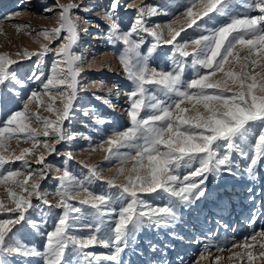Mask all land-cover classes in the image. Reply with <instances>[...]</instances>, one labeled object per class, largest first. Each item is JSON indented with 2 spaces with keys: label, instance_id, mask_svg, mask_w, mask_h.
Returning a JSON list of instances; mask_svg holds the SVG:
<instances>
[{
  "label": "snow or ice",
  "instance_id": "snow-or-ice-1",
  "mask_svg": "<svg viewBox=\"0 0 264 264\" xmlns=\"http://www.w3.org/2000/svg\"><path fill=\"white\" fill-rule=\"evenodd\" d=\"M120 4L121 0H111L102 16L108 24V42L122 45L117 59L132 85V90L125 93L130 126L103 142L109 153L105 159L122 165L117 176L107 181L108 188L115 191L99 194L91 191L93 179H101L94 166L85 165L88 167L85 180L77 179L65 168L57 178L59 187L55 195L60 199L53 206L38 182L29 184L33 175L41 180L46 178L51 166L45 163V156L36 157V163L42 167L33 169L25 159L34 155L32 149L24 148L18 155L8 152L9 143L16 140L31 142L33 147L43 143L48 153L53 154L55 145L75 138L65 126L75 110L83 63V56L77 51L82 17L73 10L92 9L85 0L57 3V26L38 33L48 43H41L39 52L24 51L27 59L37 57L36 70L29 79L39 82L43 92L31 91L20 110L0 119V185L11 184L21 190L16 193L6 188L15 207L9 208L0 201V213H15L0 218V264H8L11 256L23 261L38 259L42 264H124L123 254L139 233L146 228L173 227L180 219V209H187L205 197L209 176L255 180L257 169L264 167V0H188L184 13L190 20L187 26L201 31L191 41L192 52L186 50L188 41H177L180 31L171 25L167 26L169 40L163 38V30L147 27L146 17L159 14L157 7L151 5L137 8L131 26L124 30L117 16ZM124 7L127 10L135 5ZM198 20L204 23H197ZM211 21L216 23L206 27ZM17 27L19 30L30 26ZM143 34L152 38L146 54L142 49L149 42ZM55 40H60V44L49 47ZM165 44L172 46L169 57L172 67L152 66L153 54ZM241 52L245 54L241 56ZM49 53L54 58L46 75L43 59ZM18 63L7 53H0V89L14 95H19L17 88L25 87L12 67ZM189 63L194 73L191 77L186 76ZM218 73H223V78L210 79ZM42 97L50 101L45 110L55 115L54 120L30 110L34 101L38 106L44 103ZM57 100L60 107L56 106ZM96 121L101 125L107 122L102 117H96ZM34 122L42 128H33ZM41 135L52 139L41 142ZM100 147L103 149V144ZM66 156L68 160L73 158L71 152ZM237 158L245 162L243 166ZM15 161L22 162L19 168L6 167ZM129 162H133L130 169L123 167ZM126 171L125 182L117 183ZM21 176L23 179H19ZM81 193L86 196L73 203ZM151 194L166 203L154 205L143 198ZM32 197L40 203L33 204ZM53 208L61 211L52 229L43 230L47 225L43 217L51 215ZM32 213H38L41 221L33 220ZM23 224L44 239L42 250L15 239L13 228ZM254 224V219L249 222L250 227ZM258 237L264 240V230L245 240L256 241ZM97 247L107 251L91 250ZM150 247L157 251L155 244ZM232 247L250 249L255 245L234 243ZM259 247L264 249V243ZM217 250L223 252L225 248L217 246ZM247 257L248 264L258 259L251 251ZM259 257H264V251H260ZM201 259H205L203 254Z\"/></svg>",
  "mask_w": 264,
  "mask_h": 264
},
{
  "label": "rangeland",
  "instance_id": "rangeland-1",
  "mask_svg": "<svg viewBox=\"0 0 264 264\" xmlns=\"http://www.w3.org/2000/svg\"><path fill=\"white\" fill-rule=\"evenodd\" d=\"M5 1L0 0V53H7L12 59L19 61L12 67L16 69L25 87L16 89L19 95L0 89V119L6 118L11 111L20 110L31 91L43 92L39 82L29 79L32 72L36 70L37 57L27 59L24 57V51L39 52L40 44L48 43L43 37L38 36V33L57 26L59 12V8L56 7L57 3L80 2V0ZM85 2L92 11L73 10L76 15L82 17L77 51L82 54L83 63L81 75L78 77L80 90L78 99L75 101V110L71 115V120L65 121V126L75 134V138L55 145L56 153L53 154L48 153L43 147V143L33 147L31 142L20 141L17 143L16 140H13L8 145V152H15L17 155L24 148L32 149L34 155H28L25 159L33 169L42 167L36 163V157L41 154L45 156V163L51 166L46 173V178L41 180L38 176L33 175L29 184L33 181L38 182L41 185L42 193L47 195L53 206L60 199L55 195L59 187L57 178L63 175L65 168H68L77 179L85 180L88 176V167L85 165L94 166L100 173L101 179H93L90 185L91 191L97 194L115 191V189L108 188L107 181L117 176V170L122 165L115 160H106L105 157L109 153L104 149H107L108 146L102 149L100 145H105L103 142L113 133L124 131L130 126L127 116L129 103L125 93L132 90V85L127 80L117 59L122 45L118 43L113 45L108 42L106 39L108 24L102 19L103 12L108 8L111 0H85ZM187 2L188 0H121L117 16L122 28L127 30L136 16L137 8L148 5L157 7L158 15L146 17L147 27L157 31L163 30L165 32L163 38L169 40L171 36L167 34V26L171 25L175 31H180L177 41L180 43L188 41L186 50L192 52L194 45L191 44V41L198 38L201 31L196 30L195 26L192 28L187 26L190 22L184 14ZM126 4H134L135 7L125 10L124 5ZM46 8H52L53 11L45 12ZM193 11L195 12L196 9ZM204 20H207V17ZM197 23L203 24L204 21L198 20ZM215 23V21H211L205 26L212 27ZM22 25L30 27L18 30L17 26ZM157 25L159 28L156 27ZM143 35L149 42L142 49L146 54L152 38L147 34ZM60 42V40H55L49 47L56 48ZM17 53L20 55L17 56ZM171 54L172 46L162 45L157 48L150 63L158 68L170 69L172 67L169 58ZM240 54L243 56L245 52ZM53 58V54L49 53L43 59L46 75L47 68L51 65ZM190 59L189 57V62ZM227 67L230 66L226 65ZM233 67L239 71L238 67ZM256 71H260V69ZM192 75L194 73L189 63L186 76L191 77ZM221 78H223V73H218L216 77L210 79ZM42 100L44 103L39 106L35 101L29 105L30 110L37 112L41 117L54 120L55 115L45 110L46 104L50 101L47 97H42ZM56 104L57 107H60L59 100ZM200 110L203 111V109ZM192 114L194 113H189V115ZM96 117H102L107 122L101 125L97 123ZM32 127L42 128V125L34 122ZM39 139L41 142L50 141L52 137L45 138L41 135ZM68 152L72 153L71 160L67 159ZM237 162L241 166L245 163L239 158H237ZM21 163V161H15L6 167L19 168ZM132 163L129 162L123 167L130 169ZM127 175L126 171L124 176L119 177L117 183L123 184ZM19 179H23V176ZM6 188H10L16 193H20L21 190L11 184L0 185V201H3L9 208H13L15 205L10 202ZM248 188L253 191L249 193ZM24 195L27 196V193ZM85 196L86 193H81L73 203H77ZM249 196H253L254 199L250 201ZM143 198L154 205L166 203V201L156 198L155 194L145 195ZM31 199L33 204L40 203L35 197ZM29 211L31 212V210ZM60 211L61 209L53 208L51 215L46 214L43 217L47 221L46 228L43 230L52 229ZM253 212H255L254 217ZM8 215H15V213L3 212L0 213V218H6ZM31 218L37 222L41 221L38 213H32ZM253 219L255 224L250 227L249 222ZM261 230H264V167L257 169L255 180L229 175H223L219 179L209 176L205 197L187 209H180V219L173 227L144 229L123 254V261L124 264H164L165 261L167 264H181V262L182 264H196L197 261L200 264H248L247 253L251 251L254 256L258 257L252 264H264V257H259L260 251H264V249H260L259 245L264 243V240L259 237L256 241L245 240L246 237H250L253 233H259ZM13 232H15V239L43 249L44 239L37 235L28 224L17 225L13 228ZM234 243H248L255 247L236 248L232 247ZM153 244L157 246L156 252L151 250L150 246ZM205 245H208L207 250ZM217 246H222L225 250L220 252L217 250ZM91 250L95 252L107 251L99 247ZM162 253H166V255H162ZM202 254L205 259H201ZM218 257L219 260H217ZM8 264H42V262L38 259L23 261L20 257L11 256L8 257Z\"/></svg>",
  "mask_w": 264,
  "mask_h": 264
},
{
  "label": "bare ground",
  "instance_id": "bare-ground-1",
  "mask_svg": "<svg viewBox=\"0 0 264 264\" xmlns=\"http://www.w3.org/2000/svg\"><path fill=\"white\" fill-rule=\"evenodd\" d=\"M11 1V0H10ZM5 2H7V0L5 1ZM4 5H6V4H4ZM10 5V4H9ZM56 106H57V104H56ZM108 145L107 144H105V145H103V149H104V147L106 148ZM183 248V247H182ZM238 255V254H237Z\"/></svg>",
  "mask_w": 264,
  "mask_h": 264
}]
</instances>
